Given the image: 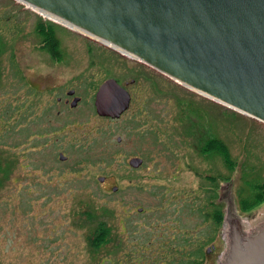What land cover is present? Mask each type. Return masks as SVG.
Returning <instances> with one entry per match:
<instances>
[{
  "label": "rangeland",
  "instance_id": "obj_1",
  "mask_svg": "<svg viewBox=\"0 0 264 264\" xmlns=\"http://www.w3.org/2000/svg\"><path fill=\"white\" fill-rule=\"evenodd\" d=\"M38 18L58 25L56 59L40 47ZM0 46V264H165L166 242L176 257L185 251L194 264H218L228 248V218H237L249 233L264 229V201L245 212L237 200L238 193L251 191L245 181L264 183L262 122L17 0H0ZM136 72L142 77L130 88L133 98L123 117L97 116L96 88L108 77L123 86ZM66 88L80 98L72 108L63 103ZM183 98L203 112L202 120L190 116L195 132L190 141L176 120V100ZM211 133L226 143L239 166L252 168L220 183L214 199L223 209L219 225L213 207H206L210 196L203 190L209 185L198 176L228 175L218 157L206 163L210 169L201 164L197 147L203 142L197 143ZM80 139H88L85 148L75 145ZM132 158L142 165L131 168ZM99 177L105 181L99 183ZM86 213L93 214L92 223L79 220ZM104 220L110 234L93 238L101 243L94 255L88 229H102L97 222ZM212 244L215 250L208 254Z\"/></svg>",
  "mask_w": 264,
  "mask_h": 264
},
{
  "label": "water",
  "instance_id": "obj_2",
  "mask_svg": "<svg viewBox=\"0 0 264 264\" xmlns=\"http://www.w3.org/2000/svg\"><path fill=\"white\" fill-rule=\"evenodd\" d=\"M17 1L68 22L105 46L115 45L136 59L122 54L125 57L264 123V0ZM129 103V93L114 79L103 82L95 94L100 117L118 119ZM65 159L59 155L60 161ZM142 162L132 158L128 165L136 169ZM104 181L98 178L99 183ZM228 225L223 264H264V229L249 233L237 218Z\"/></svg>",
  "mask_w": 264,
  "mask_h": 264
},
{
  "label": "trees",
  "instance_id": "obj_3",
  "mask_svg": "<svg viewBox=\"0 0 264 264\" xmlns=\"http://www.w3.org/2000/svg\"><path fill=\"white\" fill-rule=\"evenodd\" d=\"M56 26L58 25H54L49 21H44L41 18H38V21L35 24L36 34L40 39V47L42 48V50H46L48 53H50L53 59H56V57L59 55V49H60L59 41L55 32ZM1 52H2V47L0 49V54ZM176 102L179 108L176 115V120L183 124L184 131L187 132V140L190 141L191 136L194 135L193 133H195L192 132L193 125L190 124V116L191 117L196 116L199 120H202L203 112L200 111L199 109H194V108L192 110V103H190V100L183 98V99H177ZM191 133L192 135H189ZM202 142L203 145L200 148L197 147L198 153L201 152V154L205 155L202 156L204 160H209L217 157L220 158L223 163V167L228 173V175H223L219 173L214 174V173L204 172L201 176L197 173L199 178H201L205 182V185L207 186L209 185V187H206L203 190L204 193H206V196L207 195L210 196L209 199H206L207 201L206 207H213V212L211 210L212 219L216 225H219L223 221V213H222L223 209L221 204L214 203V199H218L216 195L220 183L229 182L231 180V176L234 173H236L237 170H240L244 173H248L252 170V168L249 165L239 166L238 161L232 157L226 143L220 140L217 134H213V133L207 134L204 137H201L197 144H201ZM0 166H1V162H0ZM241 179L244 181V177H242ZM245 185H248L251 191H249L250 193L247 195H246V193H248L247 189L242 192L244 193V195L238 193V206H240V208L243 211L247 212L255 208L264 201V183H253V182L245 181ZM89 218L91 219L90 216ZM98 222H97V226L98 225L103 226L102 229H99L98 227L97 229H95L94 235L92 234L90 236L91 238L90 243L91 246L93 247L92 250L95 249L93 253L94 255L98 254V249L100 250L99 246L101 245V243L98 242L93 243V238L97 236L98 238L101 237L102 239L106 233L105 224L103 222H99V223Z\"/></svg>",
  "mask_w": 264,
  "mask_h": 264
},
{
  "label": "flooded vegetation",
  "instance_id": "obj_4",
  "mask_svg": "<svg viewBox=\"0 0 264 264\" xmlns=\"http://www.w3.org/2000/svg\"><path fill=\"white\" fill-rule=\"evenodd\" d=\"M115 56H117L116 54H115ZM117 58H118V56H117ZM122 60H125V59H122ZM139 66H141V65H139ZM142 67V66H141ZM128 71V69L126 70V72ZM132 73V72H131ZM142 77V72H136V74L134 75V79L133 80H131L129 83H125L123 86H121V87H124L125 89H126V91L129 93V95H130V98H131V101H130V105H131V102H132V94L130 93V91H131V87H133V85L136 83V81H138L140 78ZM108 79H110V77H108ZM98 88V87H97ZM97 88H96V90L95 91H97ZM65 95L67 96V99H63L64 101H63V103H65V105H68V106H70L71 108H72V103H73V101L75 100V99H79L80 100V98L79 97H77V91L74 89V88H66L65 89ZM94 98H95V94H94ZM70 99V100H69ZM62 101H61V98H57L56 99V103H61ZM93 103H94V99H93ZM130 105H129V108H130ZM74 107V106H73ZM129 108H128V110H129ZM127 110V111H128ZM126 111V112H127ZM126 112H124L121 116H120V118L121 117H123V115L126 113ZM119 118V119H120ZM103 120H107V119H111V118H105V117H103L102 118ZM111 120H118V119H111ZM88 139H84V140H82V139H80L79 140V142L77 143V144H75V145H77V146H79V145H81L82 144V146H81V148H85L86 147V145L88 144ZM61 154V153H60ZM201 156H205L204 154H201V152L199 153ZM209 160H203L202 161V165L204 166V167H206L205 169H210L209 167V165L208 164H206L207 162H208ZM231 181V180H230ZM229 181V182H230ZM229 182H227V183H229ZM227 189H228V187H227ZM218 192H219V190H218ZM219 198V197H218ZM237 200H238V197H237ZM89 213V212H88ZM85 214V213H84ZM89 216L91 217V219L89 218ZM89 216H88V214L86 213V215H83L82 217H79V220H81L83 223H92V221H93V214L91 213V214H89ZM231 219H227V221L229 222ZM227 222V223H228ZM103 223L105 224V229H106V233H105V237H107L109 234H110V227H111V225L110 224H108V222L106 221V220H104L103 221ZM99 226V225H98ZM89 231H90V233L88 234V236H87V239H86V241L88 242V244H90V240H91V238H90V236L92 235V234H94V231H95V226L93 227V228H90V229H88ZM180 235H182V236H186V233H183V234H180ZM110 238L111 237H108L107 239L108 240H110ZM168 239V238H167ZM176 243L178 242L179 243V240H176L175 241ZM178 243H177V247H180L179 245H178ZM182 243L184 244V245H186V244H188V241H187V238L185 237L183 240H182ZM108 244H110V243H107L106 245H108ZM92 250V249H91ZM211 250L213 251V250H215V246H214V244H212L211 245ZM175 253H176V249H175V247L173 248L172 246H170V243L168 242H166V244H165V248L163 249V252H162V254L164 255V257H165V259H164V261H163V263H167V264H192V262H191V259H187L188 258V254L185 252V251H183V254H181L180 256H178V257H176V255H175ZM206 263V262H205ZM204 263V264H205ZM218 264H223V261L222 262H219Z\"/></svg>",
  "mask_w": 264,
  "mask_h": 264
},
{
  "label": "bare ground",
  "instance_id": "obj_5",
  "mask_svg": "<svg viewBox=\"0 0 264 264\" xmlns=\"http://www.w3.org/2000/svg\"><path fill=\"white\" fill-rule=\"evenodd\" d=\"M24 4H25V3H24ZM25 5H26V4H25ZM26 6H28L30 9H32V10L35 11L36 13L40 14V15L43 16L44 18H47V19H50L51 21H54V22L59 23V24H62V25H64L65 27H67L68 29L73 30V31H77V32L83 34L84 36H88V37L91 38V39H94V40L96 39V40H98L97 38L91 36L90 34H87V33L83 32L82 30H80V29H78V28L72 26V25L69 24L68 22L65 23L64 21L60 20L59 18H56V17H54V16H52V15H50V14H48V13H46V12L40 10V9H38V8H35V7L31 6V5H30V6H29V5H26ZM98 41H101V43L103 42L102 40H98ZM103 43H104V42H103ZM107 46H110L111 48L117 50L119 53H121V54H125V55L129 56L130 58H135V57L132 56L130 53H127V52L121 50L119 47H117V46H115V45H111V44L107 43ZM135 59H136V58H135ZM190 90H191V89H190ZM191 91H193V90H191ZM195 93H197V92H195ZM198 94L201 95L200 93H198ZM202 96H203V95H202ZM204 97H206V96H204ZM208 98H209V97H208ZM209 99H210V98H209ZM212 101H213V100H212ZM214 101H215V100H214ZM215 102H216V101H215ZM239 113H240V112H239ZM241 114H243V113H241ZM243 115H245V114H243Z\"/></svg>",
  "mask_w": 264,
  "mask_h": 264
}]
</instances>
